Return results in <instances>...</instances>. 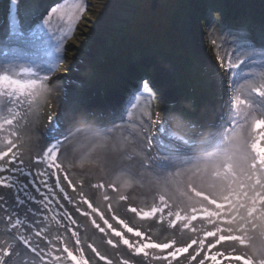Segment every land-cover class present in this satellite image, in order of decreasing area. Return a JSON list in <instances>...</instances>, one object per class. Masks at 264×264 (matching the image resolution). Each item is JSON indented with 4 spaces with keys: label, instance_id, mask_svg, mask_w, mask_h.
Instances as JSON below:
<instances>
[{
    "label": "snow or ice",
    "instance_id": "1",
    "mask_svg": "<svg viewBox=\"0 0 264 264\" xmlns=\"http://www.w3.org/2000/svg\"><path fill=\"white\" fill-rule=\"evenodd\" d=\"M9 4L0 35V264H264L255 236L264 237V45L203 17L227 97L214 121L174 106L153 114L159 90L147 76L119 110L69 108L77 68L66 41L88 5L81 0L73 17L52 0L22 18L30 0ZM46 105L26 162L18 129L39 123ZM77 173L90 178L74 181ZM49 214L68 235L50 237ZM77 215L102 234L103 252L87 242L85 256Z\"/></svg>",
    "mask_w": 264,
    "mask_h": 264
},
{
    "label": "rangeland",
    "instance_id": "2",
    "mask_svg": "<svg viewBox=\"0 0 264 264\" xmlns=\"http://www.w3.org/2000/svg\"><path fill=\"white\" fill-rule=\"evenodd\" d=\"M120 1L123 3L122 9L114 12L111 11L113 9L110 10V4H118L117 0H83L88 5L87 10L78 22L73 21V32L66 41L69 46L75 47L74 51L68 52V56L75 57L77 70L70 74L71 83L67 85L68 102L65 106L71 108L74 103H79L89 107L114 109L113 104H126L131 99L139 78L147 76L159 90L151 109L153 114L159 112L163 118L165 113L162 109L167 107L171 110L174 106L186 110L194 121H214L227 97L224 94V82L216 71V52L210 43L213 37L203 35V17L210 15L213 19L222 21L226 29L243 30L257 45H264V0ZM51 2L52 0H30V7L21 10V17L30 18L33 8L43 10ZM80 2L81 0H64L66 12L73 17L79 15L74 6ZM165 7H168L167 13L170 16L167 22L162 19ZM9 8V0H0V35L7 29ZM56 27L54 22L53 30ZM68 27L69 24L65 22L62 30L67 31ZM220 54H223V49ZM149 64L155 66L152 68ZM67 65L66 61L57 72H63ZM159 69L165 73L164 79L157 76L162 73ZM255 71L259 73L260 70ZM165 81L169 83L166 84ZM109 88L113 90L114 102L104 101L106 99L103 94ZM241 95H247L246 88L241 89ZM161 96L163 99H160ZM50 103L56 104L55 101ZM48 110L46 105L45 115L30 130L18 129L21 133L19 143L24 145L21 151L25 154L26 162L29 159L27 146L41 139L39 133ZM138 111L139 107L137 114ZM89 178L77 173L74 181H87ZM51 182L50 180L49 183ZM68 192L73 195L71 189ZM170 194L177 197L180 195L179 192ZM95 203L103 209L102 200L98 199ZM52 207L55 208L56 205L53 204ZM76 220L75 227L85 241V256L90 251L87 249V242L94 243L103 252L107 246L102 243V234L93 227L90 219L77 215ZM3 229L4 225L0 224V231ZM46 229L50 237L68 235L52 219L51 214ZM255 236L259 245L264 237L260 236L259 230ZM225 245L227 251H231L234 246L235 254L252 253L251 247L240 246L236 242H225Z\"/></svg>",
    "mask_w": 264,
    "mask_h": 264
},
{
    "label": "bare ground",
    "instance_id": "3",
    "mask_svg": "<svg viewBox=\"0 0 264 264\" xmlns=\"http://www.w3.org/2000/svg\"><path fill=\"white\" fill-rule=\"evenodd\" d=\"M117 3L118 4H114V3H112V4H110V10L111 9H113V10H111V11H114V12H116V11H118V10H121L122 9V7H123V3L120 1V0H117ZM122 6V7H121ZM168 7H165L164 8V10H163V12H162V15H163V17H162V19H163V21L164 22H167L168 20H169V18H170V16L168 15ZM111 11L109 12V14L111 15ZM108 14V13H107ZM149 66L150 67H154L155 65L154 64H149ZM163 69V68H162ZM162 69H159L162 73H160V75H157L160 79H164L165 77H166V75H165V73H163V70ZM165 83L167 84V83H169L168 81H165ZM164 83V84H165ZM165 84V85H166ZM114 93H115V90H114ZM112 94H113V90H111L110 88H109V91H107L106 93H104L103 94V97H104V99H106V100H104V101H107V102H114V96H112ZM101 99H102V97H101ZM103 100V99H102ZM112 104V103H111ZM113 107H114V109L115 110H119L120 109V107H121V104H113ZM219 114V113H218Z\"/></svg>",
    "mask_w": 264,
    "mask_h": 264
}]
</instances>
